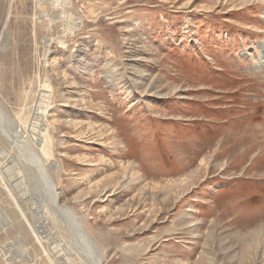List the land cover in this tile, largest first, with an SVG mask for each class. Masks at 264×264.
Masks as SVG:
<instances>
[{
	"label": "rangeland",
	"instance_id": "rangeland-1",
	"mask_svg": "<svg viewBox=\"0 0 264 264\" xmlns=\"http://www.w3.org/2000/svg\"><path fill=\"white\" fill-rule=\"evenodd\" d=\"M56 1L0 0V264H264V0Z\"/></svg>",
	"mask_w": 264,
	"mask_h": 264
},
{
	"label": "bare ground",
	"instance_id": "bare-ground-1",
	"mask_svg": "<svg viewBox=\"0 0 264 264\" xmlns=\"http://www.w3.org/2000/svg\"><path fill=\"white\" fill-rule=\"evenodd\" d=\"M71 0H57L56 1V6L57 7H63V5H64V3L66 2V4H68L69 2H70ZM9 15H10V8H8V12H7V14H6V21L8 20V18H9ZM5 28H6V22L4 23V25H3V29H2V33H1V35H0V37L1 36H3V34L5 33ZM2 38V37H1ZM44 43V42H43ZM263 50H264V46H263ZM263 57H264V52H263ZM261 61H263V60H261ZM49 90H51V89H49ZM53 94V93H52ZM60 95H62V94H60ZM50 100H49V98H48V102H49ZM48 104V103H47ZM44 105V107H48V105ZM34 109V108H33ZM32 110V109H31ZM34 115H35V113H34ZM6 116V115H5ZM15 124V123H14ZM19 125H16L15 126V128H14V130H15V132L17 133V135H16V137H17V139H19V140H21L22 142H24L26 145L28 144V145H30V148H31V150L33 151V153L36 155V157H35V159H36V162H34L35 160L32 158V162L33 163H35V164H33V166H35V167H33V166H31L32 168H34L33 169V174L35 173V175H36V177H35V180H36V182H37V184L39 185L40 184V182H45V184L48 186V188H47V190H48V192H49V194L51 195V198H50V200L52 201V202H50V203H52V205L54 204H57V202H58V193H57V191H56V189H55V182L53 183V178H52V176H51V173H50V171H49V169H47V166L44 164V158L43 157H45L46 159H52L51 157H52V155H51V152H50V148H49V146H48V142H46V136L45 135H43L44 133H41V132H43V129L45 130V128H43V126H39L38 125V129H37V131H35L34 133H32V132H28V134L27 133H25L23 130H22V128L21 127H18ZM17 128V129H16ZM28 128V127H27ZM47 128V127H46ZM6 131V130H5ZM50 132V131H49ZM8 133V132H7ZM33 134V135H32ZM23 136V138H21ZM53 140V139H52ZM31 141H33V145L31 144ZM50 142V141H49ZM50 144H52L53 146H54V143L51 141V143H49V145ZM13 148V147H12ZM15 148V147H14ZM16 150V149H15ZM26 150V149H25ZM27 151V150H26ZM50 155H51V157H50ZM55 155V154H54ZM5 156V155H4ZM28 156H30V155H28ZM2 157H3V155H2ZM31 158L29 157V160H30ZM38 163V164H37ZM39 165H41V168H40V166ZM25 167V166H24ZM52 168H54V169H57V167H58V165H57V163L56 162H53L52 163V166H51ZM49 168V167H48ZM29 170V169H28ZM44 170H46V171H44ZM19 176V175H18ZM37 178V179H36ZM31 178H29V180H30ZM17 181V180H16ZM189 182V181H188ZM17 183V182H16ZM21 185V184H20ZM59 203V202H58ZM59 206H61V204L59 205ZM67 206V205H66ZM61 208H67V207H61ZM69 208V207H68ZM68 208H67V210H68ZM51 209V208H50ZM71 210V209H70ZM55 212V211H54ZM39 223H42V222H39ZM77 228H75V232L77 233H79V234H81L84 238H86V240L87 241H89V237H88V235L86 234V232L84 231V229H83V227L81 226V224L80 223H78L77 224V226H76ZM40 229H41V226H40ZM77 233V234H78ZM81 236V237H82ZM81 237H79V238H81ZM88 238V239H87ZM84 244V243H83ZM83 247H85V246H83ZM82 247V248H83ZM88 247H89V244H88ZM91 247V246H90ZM124 251V250H123ZM90 254V253H89ZM89 256V255H88ZM92 259V258H91ZM90 264V263H89Z\"/></svg>",
	"mask_w": 264,
	"mask_h": 264
}]
</instances>
